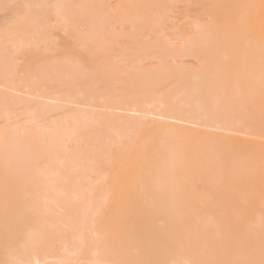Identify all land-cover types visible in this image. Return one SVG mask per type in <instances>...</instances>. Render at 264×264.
<instances>
[{"label": "bare ground", "instance_id": "obj_1", "mask_svg": "<svg viewBox=\"0 0 264 264\" xmlns=\"http://www.w3.org/2000/svg\"><path fill=\"white\" fill-rule=\"evenodd\" d=\"M0 13V264L264 259V0Z\"/></svg>", "mask_w": 264, "mask_h": 264}, {"label": "snow or ice", "instance_id": "obj_2", "mask_svg": "<svg viewBox=\"0 0 264 264\" xmlns=\"http://www.w3.org/2000/svg\"><path fill=\"white\" fill-rule=\"evenodd\" d=\"M10 7H15V6L4 5L5 9H8ZM27 7H32V6H27ZM37 7H39V6H37ZM23 47H24L23 45H20L19 47L11 49V50L7 46L5 47L4 56H5V71L6 72L11 70L13 74H19L20 73V69L15 63H13L11 65V69L9 68L8 59H9V56H11L13 61H15V59L18 57V55L22 53ZM81 71L83 72L82 67H81ZM106 71H107L106 68L101 67V68H98L94 73L87 74L85 78H86V80H90L93 82L91 85L92 87H94L95 89H100L105 84L104 75H105ZM5 183L7 184V170L5 172ZM5 211L7 212V207L5 208ZM261 227H262V229H264V221H262ZM262 255H264V253H262ZM192 264H256V262L254 260L237 259V260L226 261V262H221V261H193ZM259 264H264V259H261L259 261Z\"/></svg>", "mask_w": 264, "mask_h": 264}, {"label": "rangeland", "instance_id": "obj_3", "mask_svg": "<svg viewBox=\"0 0 264 264\" xmlns=\"http://www.w3.org/2000/svg\"><path fill=\"white\" fill-rule=\"evenodd\" d=\"M3 13H5V12H3ZM3 13H0V16H1V14H3ZM3 17H5L4 15H3ZM1 18H2V16H1ZM1 18H0V23H1ZM3 20V19H2ZM4 21V20H3Z\"/></svg>", "mask_w": 264, "mask_h": 264}]
</instances>
